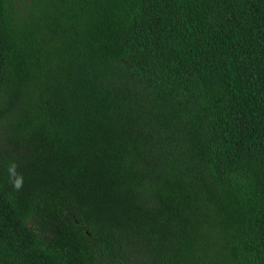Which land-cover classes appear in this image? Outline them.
I'll return each mask as SVG.
<instances>
[{
    "label": "trees",
    "instance_id": "obj_1",
    "mask_svg": "<svg viewBox=\"0 0 264 264\" xmlns=\"http://www.w3.org/2000/svg\"><path fill=\"white\" fill-rule=\"evenodd\" d=\"M0 264H264V0H0Z\"/></svg>",
    "mask_w": 264,
    "mask_h": 264
},
{
    "label": "clouds",
    "instance_id": "obj_2",
    "mask_svg": "<svg viewBox=\"0 0 264 264\" xmlns=\"http://www.w3.org/2000/svg\"><path fill=\"white\" fill-rule=\"evenodd\" d=\"M8 172L10 176H14L15 179L12 181L13 187L19 189L22 185V177L16 174L15 164H11L8 168Z\"/></svg>",
    "mask_w": 264,
    "mask_h": 264
}]
</instances>
